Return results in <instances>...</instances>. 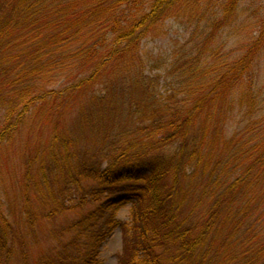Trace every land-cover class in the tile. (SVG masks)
Returning a JSON list of instances; mask_svg holds the SVG:
<instances>
[{"label": "trees", "instance_id": "trees-1", "mask_svg": "<svg viewBox=\"0 0 264 264\" xmlns=\"http://www.w3.org/2000/svg\"><path fill=\"white\" fill-rule=\"evenodd\" d=\"M242 1L0 0V264H102L117 228L119 264H264V112L227 130L258 115L264 0L243 53L207 57ZM168 21L191 47L162 93L141 47Z\"/></svg>", "mask_w": 264, "mask_h": 264}, {"label": "rangeland", "instance_id": "rangeland-1", "mask_svg": "<svg viewBox=\"0 0 264 264\" xmlns=\"http://www.w3.org/2000/svg\"><path fill=\"white\" fill-rule=\"evenodd\" d=\"M259 8H261L259 3H255L252 0H243L239 9L241 18L237 25L225 28L217 35L213 46H210V56L207 57L213 58L218 63H223L226 60L228 62L239 57L255 34L256 20L253 19L252 14ZM166 31V37L158 40H148L141 47L143 57L151 64V76H154L153 78L158 82L159 90L162 93L168 89L167 85L171 81L183 75L181 73L182 65L189 59L191 47H188L191 35L181 24L168 21L166 23ZM198 38L199 36L196 34L195 42L197 43L194 45L200 44V39ZM171 66L173 67L171 68ZM255 74H257L255 91L260 102L257 107L258 115L249 119L244 111L240 113L239 111L241 110H238L233 114L227 126L229 134L235 132L236 135H240L242 140L254 138L263 125V123L257 125L255 121H262L260 112H264V49L256 66ZM52 80L58 81V77L52 78ZM18 162L17 153L9 150L7 158L9 166L15 167ZM130 209V204L121 208L117 214V219L122 222H128ZM121 251V233L116 229L111 238L103 245L101 250L102 264H119L120 258L118 256Z\"/></svg>", "mask_w": 264, "mask_h": 264}]
</instances>
